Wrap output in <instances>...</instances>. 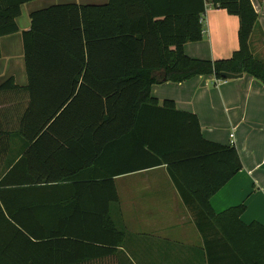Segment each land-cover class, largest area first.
<instances>
[{"label":"crops","instance_id":"crops-1","mask_svg":"<svg viewBox=\"0 0 264 264\" xmlns=\"http://www.w3.org/2000/svg\"><path fill=\"white\" fill-rule=\"evenodd\" d=\"M251 1L258 14L251 49L264 62V0ZM67 4L106 9L101 19V34L106 38L100 46L101 66L123 65L121 40L125 34L138 38L141 34L186 33L188 26L182 20H194L198 13L204 35L201 41L184 46L190 58L215 63L231 59L240 48L239 17L213 8L205 0L202 5L201 0H35L22 5L16 19L19 32L0 39V87L10 79L18 87L0 90V180L7 173V164H28L16 177L23 185L4 188L0 245L13 242V227H19L27 228L30 238L21 236L22 245L13 251L20 264H207L205 240L194 213L184 204L166 166L114 178L120 204L108 207V214L116 230L125 234L119 242L106 217L96 215L105 214L106 207L92 203L93 195L105 192L93 183L109 177L108 154L95 170L90 140H29L21 134L22 120L30 109L39 114L47 106L46 100L69 94L70 84L76 80L69 74L40 76L32 93L24 59L23 33L31 30V14ZM243 75L236 80L209 75L182 83L165 82L153 85L150 93L160 104L172 100L178 111L196 115L206 141L235 146L242 170L212 197V208L221 214L245 205L243 223L264 226V85ZM164 78L163 71L154 74L156 80ZM36 125L31 129L37 131ZM50 177L75 179L74 184L84 186L75 188L69 181L71 186L50 192L41 185H24L26 179ZM77 194L80 203H64L61 197L72 199ZM210 234L216 241L220 238L213 229ZM12 259L0 256V264H19Z\"/></svg>","mask_w":264,"mask_h":264},{"label":"trees","instance_id":"trees-1","mask_svg":"<svg viewBox=\"0 0 264 264\" xmlns=\"http://www.w3.org/2000/svg\"><path fill=\"white\" fill-rule=\"evenodd\" d=\"M35 0H0V39L19 32L16 19L22 5ZM213 8H221L238 16L239 51L225 61L194 60L184 50L189 42L203 39L201 16L187 23L186 33L141 34L135 38L125 34L121 40L124 61L121 66L100 65V46L106 43L101 34V19L106 9L95 5H55L31 14V30L23 33L24 59L33 93L35 80L56 74L75 76L71 92L50 99L39 114L31 109L21 123V134L29 140L57 138L62 140H90L95 157V170L104 156L110 158L108 178L93 183L105 192L92 196V203L106 207V217L118 241L125 234L116 230L108 214L112 204H120L115 177L166 166L172 182L184 204L195 216V223L206 245L207 264H264V226L258 222L246 225L242 215L245 205L216 214L211 199L236 174L242 163L235 146H222L206 141L201 134L198 117L176 109L175 102H160L151 96L155 84L182 83L197 76L221 73L249 75L264 85V62L253 55L251 38L258 22V14L251 0H205ZM202 5V0H201ZM174 22V21H173ZM179 23V21L177 22ZM173 47V50H171ZM1 56V53H0ZM58 64V65H57ZM163 71V80L154 74ZM14 80L4 83L0 90H14ZM33 97V95H32ZM35 99V98H33ZM32 99V104L34 100ZM37 123V131L31 129ZM75 130L61 129L75 126ZM28 162L7 164V173L0 180V204L6 203L4 188L21 187L16 177ZM5 171V170H4ZM75 179H26L24 185H41L50 192L74 184ZM69 181H73V184ZM43 183V184H40ZM12 186V187H11ZM55 196L53 193L50 195ZM64 203H80L81 196H61ZM46 203H54L47 201ZM103 213V212H102ZM15 240L0 245V256L15 260L14 250L19 238L27 236V228L13 227ZM24 229V230H23ZM220 238L211 237V230ZM27 232V233H26ZM35 252L34 247L30 248ZM214 250V251H211ZM19 253V250L16 254Z\"/></svg>","mask_w":264,"mask_h":264},{"label":"water","instance_id":"water-1","mask_svg":"<svg viewBox=\"0 0 264 264\" xmlns=\"http://www.w3.org/2000/svg\"><path fill=\"white\" fill-rule=\"evenodd\" d=\"M243 74H232V73H227V72H223L221 73V78L224 80H236V79H240L243 78Z\"/></svg>","mask_w":264,"mask_h":264},{"label":"built area","instance_id":"built-area-1","mask_svg":"<svg viewBox=\"0 0 264 264\" xmlns=\"http://www.w3.org/2000/svg\"><path fill=\"white\" fill-rule=\"evenodd\" d=\"M231 137L233 138V137H234V135H231Z\"/></svg>","mask_w":264,"mask_h":264}]
</instances>
